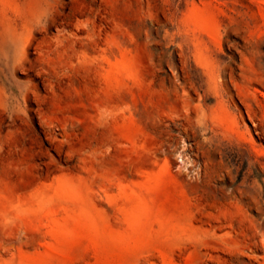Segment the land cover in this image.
Segmentation results:
<instances>
[{"label":"rangeland","instance_id":"obj_1","mask_svg":"<svg viewBox=\"0 0 264 264\" xmlns=\"http://www.w3.org/2000/svg\"><path fill=\"white\" fill-rule=\"evenodd\" d=\"M0 264H264V0H0Z\"/></svg>","mask_w":264,"mask_h":264}]
</instances>
